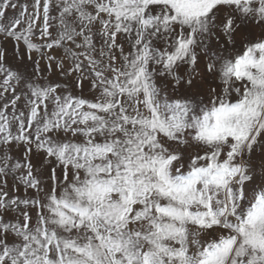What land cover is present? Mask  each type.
<instances>
[{
    "label": "snow or ice",
    "instance_id": "6c2138e0",
    "mask_svg": "<svg viewBox=\"0 0 264 264\" xmlns=\"http://www.w3.org/2000/svg\"><path fill=\"white\" fill-rule=\"evenodd\" d=\"M0 264H264V0H0Z\"/></svg>",
    "mask_w": 264,
    "mask_h": 264
}]
</instances>
